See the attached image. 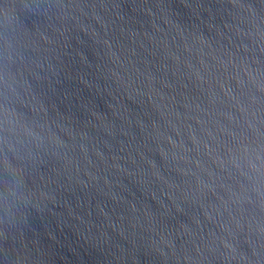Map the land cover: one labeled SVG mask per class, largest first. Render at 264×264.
<instances>
[{"label": "water", "instance_id": "1", "mask_svg": "<svg viewBox=\"0 0 264 264\" xmlns=\"http://www.w3.org/2000/svg\"><path fill=\"white\" fill-rule=\"evenodd\" d=\"M0 264H264V0H0Z\"/></svg>", "mask_w": 264, "mask_h": 264}]
</instances>
